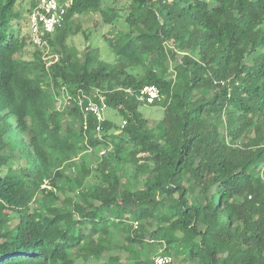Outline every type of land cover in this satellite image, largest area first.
I'll list each match as a JSON object with an SVG mask.
<instances>
[{"label": "trees", "instance_id": "obj_1", "mask_svg": "<svg viewBox=\"0 0 264 264\" xmlns=\"http://www.w3.org/2000/svg\"><path fill=\"white\" fill-rule=\"evenodd\" d=\"M15 3L0 0V264L115 248L109 264H264V0H72L50 56ZM145 84L159 100L137 98ZM97 91L123 126L96 130ZM141 105L162 106L155 125ZM98 147V163L81 155Z\"/></svg>", "mask_w": 264, "mask_h": 264}, {"label": "built area", "instance_id": "obj_2", "mask_svg": "<svg viewBox=\"0 0 264 264\" xmlns=\"http://www.w3.org/2000/svg\"><path fill=\"white\" fill-rule=\"evenodd\" d=\"M72 5V0H65L63 3L58 0H33V5L30 7L27 13V28L29 38L32 45L43 48L44 54L49 53L47 40L45 35L47 33H53L58 27H60L65 19L66 11L68 7ZM52 54H47L50 56ZM56 59V57H54ZM223 84V82H222ZM98 93V91H97ZM100 97L99 101L89 99L84 105V112H87L95 117L97 123L96 130L100 133L102 131V122L105 120V111L107 104L98 93ZM161 97L159 88L155 84H145L138 92V99L144 101L145 104H152L159 100ZM125 121H122L123 126ZM83 128L87 126V120L84 118ZM106 150L103 148L99 151V155L105 154ZM136 227L137 222H133ZM173 258L169 254H156L152 258V264H170Z\"/></svg>", "mask_w": 264, "mask_h": 264}, {"label": "rangeland", "instance_id": "obj_3", "mask_svg": "<svg viewBox=\"0 0 264 264\" xmlns=\"http://www.w3.org/2000/svg\"><path fill=\"white\" fill-rule=\"evenodd\" d=\"M31 1H33V0H16V3H15V6H16L15 8L22 9L24 12L23 16L26 19H27L28 9H30V7L32 5ZM90 25H92L90 19L86 18V22L83 23V26L86 27V26H90ZM20 27H21L20 28L21 33L28 32L27 31L28 28H27L26 24L24 25V22L21 24ZM114 29L115 28H113V27H110V26L107 27L106 26V27H104L103 30H101V32L103 31V33L107 32L109 34V32L114 30ZM90 30H92V29H90ZM86 33H89V28L86 30ZM90 37H91L90 42H92V44H94V45L97 44L98 46L102 47L101 51H104V43L102 42V39L100 38L99 32H97L96 34L91 33ZM67 43H68V45H70V47H69L70 49H73L72 47H76L77 49H81L85 45L86 41L84 39L83 33L80 32L76 35L71 36L68 39ZM33 50H34V47L28 45L25 48L23 57L27 58V59L31 58ZM169 77H172V75H169ZM65 98L66 97L62 94L61 97L56 99L54 105L57 109L61 110L63 107L68 108L67 105H65V103H66ZM139 110L144 117H147L149 119L148 121H149L150 125H155V123L158 121L159 118L162 117V114H163L162 106H160V105H156V106L141 105L139 107ZM105 117H107L108 119H112L115 123H121V121H122L121 117L119 116L117 111L112 109V108L106 109ZM68 119H73V117L69 116ZM102 149H103V147L102 148L98 147V148L93 149V150H86L85 152H82L81 155L82 156L85 155V157L88 159V161L95 164V163H98V161L101 159V157L99 155V151ZM108 150H106L105 153H107ZM121 159H122V161H127L128 155L125 152H123L121 154ZM161 240H162L163 244H165V243L168 244L171 241V236L170 235H163V236H161ZM118 242L119 243L121 242V238H118ZM158 248L156 247L155 249H158ZM159 249L160 250L158 251V253L161 252V248H159ZM164 254H168V253H164ZM114 255L119 256L120 260H124L125 256H126V252L120 248H115V249H112L110 252H108L106 254L98 255L94 259H91V260H89L83 264H109L107 262L108 257L114 256ZM154 255H156V254H154V252H152L151 257H153Z\"/></svg>", "mask_w": 264, "mask_h": 264}]
</instances>
